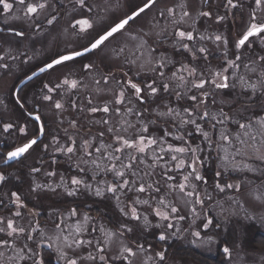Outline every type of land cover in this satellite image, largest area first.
Listing matches in <instances>:
<instances>
[{
  "label": "rangeland",
  "instance_id": "rangeland-1",
  "mask_svg": "<svg viewBox=\"0 0 264 264\" xmlns=\"http://www.w3.org/2000/svg\"><path fill=\"white\" fill-rule=\"evenodd\" d=\"M33 1L34 0H29V2ZM57 1L58 0H47L49 7L35 15L32 19L26 17L24 11L19 8L18 4L15 5L16 8L8 13L0 11V26L9 30L0 32V57H3V59H0V64L7 65V68H0V101H4V104H0V116L17 128L22 123L27 126L28 124L36 125L31 115L35 114V111H38L40 116L37 115L40 119L47 125L48 122L50 123L51 131L56 135L51 138L53 142L47 143L46 140H44L42 146H33V148L29 150L30 152L25 156L27 163L35 161L40 164L39 166L41 167H43L46 160H48L45 164L46 169L49 167V161L56 162V159L52 156L65 160L69 158L68 161L71 164L86 172L89 170L90 163L98 161L100 164L105 165V162L108 163V159H105V157H108L110 149L107 135L111 134L107 129L114 126L116 128H127L126 121H131L136 125V128H128L127 132L124 133L128 137L136 136L138 130L142 126H146L148 128L146 134L156 136L158 141L161 137L166 140V137L162 134L163 128L160 126L163 121L160 120L157 113H160L163 119L172 122L174 125L172 128V134L174 135L172 136L173 147H184L185 141L190 146L196 144L195 142H198L197 145L200 146V134H198L196 138L188 133L195 129V127L191 125L192 128L190 130L187 125L182 124L183 119L180 116L181 112L178 111L179 107L176 108V105H172V109L175 110L176 113H179V115H163L164 111L163 109H159L160 104L158 103H153L151 105L149 114L145 109H140L137 102L131 98L129 100V105L133 110L132 114H129V108L124 102V104L118 107L120 109L119 116L112 111L109 113L97 111L95 113H89V117L87 115L88 109H91V107H89L91 104L88 102L87 96H91L90 99L91 101L93 99L97 108H103L104 106H99L103 103L109 106L110 109L117 108L116 104L113 103V97L116 93L115 80L112 78L108 84H105L103 81L104 76L110 79L113 74L116 75L119 72L126 73V68L129 65V72L132 77H136L143 72L149 73L155 82L158 81L160 76L152 73L153 65L149 64L152 58V52L158 53V51H160V54L163 52L164 59H166L165 61L162 60L165 62L163 71L164 77L167 76L172 78V82L178 81L177 77L173 76L175 71H173L172 67H177L179 70L181 65L195 67V62H190L188 57L175 58L173 61L171 60L172 66L167 65L169 57L172 59V51L168 48L170 45L172 46L174 56L183 52L182 48L174 47V25H172L168 19L157 15L166 7H169L170 4L176 6L177 16L181 15V9L178 5L180 3L187 4L191 15L186 18L184 23L179 25V28L186 32L194 33V36L196 34H205L204 37L201 36V40L206 44L205 47L209 49L213 55L223 51L224 59L228 60L226 61L228 67H230L229 61L236 59V54H239L237 56H239L240 59L234 60L235 64L238 65L234 70L238 86V79L240 80V77L236 73L238 69L241 70L243 68L242 72L246 74L245 76L250 75L253 77L255 73L257 75L259 74L258 70H260V66L264 64V61L260 60V57L264 56V40H262L264 33L259 37L252 38L244 47L240 49L236 47L238 36L245 31L249 15L254 9L244 5V0H233L234 3L238 5L236 7L238 9L231 10V12H236V15L232 16L231 12L228 10L231 19L226 20L223 25H218L213 21H207V18L210 19L209 16H202L199 14L203 9L202 0H158L149 10L140 15L136 21L133 20L130 22L123 33L117 34V36L108 42L107 46L103 47L102 50H95L87 53L80 59L77 58L71 62L55 66L53 69L47 70L44 74L40 75V78L28 86L25 90V94H23V100H25L29 111V113H27L21 107L17 106L18 104L15 105V100L13 96H11V91H14L20 80L24 79L33 70H40L41 67L45 66L46 62H50L59 54L82 48L84 45L88 44L89 40L96 32L106 27L113 20L122 18L130 13L133 5L141 0H85L87 6L83 9L76 4V0H60L62 1L61 6L66 8V12L62 18L55 19L52 24H48V19H50L57 8ZM9 2H11V0H9ZM210 4L213 6V10L211 11L212 15H216V9L217 6L221 4V0H210ZM66 5L69 6L66 7ZM88 6L91 7V11L86 10V8L89 10ZM71 8L73 9L72 11H70ZM256 12L258 17L264 20V12L260 10H256ZM85 14L88 15L90 20L95 22L94 28L89 30V32L77 35L76 31L72 29L70 25L74 22V19H82ZM150 20L152 21L144 28L143 32L144 35L145 33L148 34L145 35L147 38L152 35L154 43L151 47H149L150 44L148 46V44L143 41L137 31L140 29L138 24ZM233 21L235 23L232 26ZM159 28V34L162 37L155 42L154 34ZM164 29H166V31H164ZM16 32H22L23 35L17 36L15 35ZM216 35L222 37L221 41L215 40ZM130 37H136V39L132 40ZM147 38L145 39L147 40ZM224 41H227V43L225 44ZM184 42L187 43L186 40ZM256 44H259L260 47H257ZM141 45H143V47H141ZM153 47H156L154 51ZM121 48L124 49L123 53L120 52ZM134 52L135 56H133ZM141 52L143 55H141ZM123 58L126 59V62L122 63ZM181 60L189 64L182 63ZM259 60L260 62L257 63ZM130 61H135V63H130ZM88 63L94 65L91 71H85L83 69V65ZM196 67L200 69L199 64H197ZM216 67V63H202L200 73L198 74L196 72L195 79L197 82L200 78L209 81L213 79L214 75L213 73L210 74V70ZM178 69L177 71L179 73L181 72L183 76L187 73L179 71ZM253 69H255V71H253ZM207 71L209 74L206 76L205 73ZM65 77L75 79L78 82L77 91L67 90V93L70 95H66V98L69 102L65 103L64 105L66 106L58 110L54 107L55 103L44 99L43 85H45L48 80L54 84H62ZM26 79L22 80L20 85H22ZM97 80L100 81L99 84L96 83ZM185 80L190 81V78H185ZM184 82L185 81H181L180 83ZM210 85L212 84L209 83L208 87L207 83L204 89L196 90L202 95L203 93L213 95L211 93L212 86ZM175 87L181 88L183 92L192 89V86L188 83L179 85V87H177L176 84H172V88ZM62 88L64 91L66 88L71 89L67 86H62ZM217 90H219L220 93L214 94L215 104L211 106L210 103L209 105L211 108L220 109L223 114L227 115V118H224L219 113L221 116L220 119H223V123L220 124V127H223L224 124H226V127L222 134H216V132H214V137L218 138L219 145L218 154H215V160H212L211 155L206 153V150L202 146L204 145L203 143L200 147L201 151H198L196 154V156L199 157L196 163L197 171L199 174L204 175L205 180L196 181L190 176L189 180L185 181L182 175H189L191 172L189 167L183 165L177 168L176 165L178 161H172L175 169L172 173V186L176 188L172 190L168 189L165 177H159L161 166L151 169L148 167L149 162L147 160H150L153 155L157 154L159 147H156L155 152L149 148L147 151V159L143 167L142 164L137 165L138 168L140 166L142 168L140 172L143 173L145 170L146 173H150L147 177L155 179V183L160 188V192L158 193L160 198L151 200L155 203L152 208L146 210L147 212L150 211L149 215L146 213V217L148 221L160 225L159 231H155L156 236L161 234L166 235V240H160L162 246L152 248L151 246L154 245L152 242V245L149 246L150 248L145 247V244L141 242L143 238L138 237V235L140 231L144 233L148 230L149 222H145L143 218L139 220L132 219L130 211H128V215H125V217H122L120 213L122 208L126 211L128 207L130 208L131 205L129 203L134 206L133 201L137 199L138 195L142 197L149 196L150 190L144 193L127 190L124 194H116L113 199L107 193H103L100 196L103 197L105 203H110V205L115 208L116 214H114L113 219H111L114 220V222L121 221L123 224L114 226L112 225L114 222L109 223L102 216L93 214V217L100 219L103 223H96L97 231L95 235L89 236L87 233L84 234L85 239L91 241V244H89L87 248L79 247L75 250L66 247V245L62 246L63 251L67 253L68 257L75 259L80 258L77 264H99V261L87 259L89 254L99 255L97 252V242L99 241V246L105 248V253L107 257H109L105 264H127V261L119 258L120 250L124 246L132 247L135 250L137 245H143L144 251L137 254L134 258V264H195L185 257L180 256L173 258L172 256L174 254L172 250L167 251V248H164V245L177 242L179 246L191 247V249L200 251L202 254L209 257H215L216 254H219L220 250L218 249L220 246L222 253L224 252V248L227 247L229 248V253L224 252L227 255L225 258L227 264H264V257L263 259L260 258L255 251L246 248V242L253 228L263 229L261 233L263 232L262 234L264 235V134H262L264 133V128H261L260 124L256 122L251 127L252 133L246 136H240L239 141L235 142V140L239 138V133L237 131L241 130H233L234 126L230 124L227 126V124L231 121V123H234L235 127H239L240 124L245 123V119H241L244 116L234 110L243 107L242 103L246 102V99L242 98V103L239 102L235 104L232 98L235 94L240 93L241 87H238L236 90L231 88L230 91L224 93L221 92L224 89ZM73 92L79 95V99H77L78 96L76 97L75 93V95H72ZM256 92L258 93V89ZM260 93H264V89L260 88ZM69 98H72V100ZM56 99H58V97L54 96L55 101ZM76 104L78 105L77 108ZM136 113H140V115L138 116ZM84 115L87 117L85 123L78 120L79 124L75 126L73 121ZM105 117L110 120L109 124L101 122L100 119H104ZM247 124L248 123L245 125ZM87 126L88 133L85 135L84 132ZM29 129L32 132L36 131L35 127ZM29 129L27 131V136L33 134ZM77 130L82 133L81 139L80 132L75 134ZM59 132L62 134L61 137ZM66 132H70V137L72 139L74 138L72 146L74 147V152L72 154L67 153L65 149L61 148L63 145L65 147L70 146L65 137ZM198 132L200 133L201 131ZM100 133H103V136H101ZM209 134L211 135L212 131H209ZM178 136L183 139H177L176 137ZM222 136H229V138L227 141H224L221 139ZM252 137H255V139L253 140ZM24 139L25 138L14 135L10 142H16V144H18ZM82 140L89 142L86 147V152L83 148L82 143L84 144V142ZM101 145H103V147H101L100 152H97L95 147ZM34 147H36V149ZM86 153H91V155H87ZM204 154H207V156H204ZM173 155H177L179 159H184L187 164L191 162L190 158L192 154L190 152L185 154L173 153ZM106 166L108 168V164L104 166L103 171L111 175L113 173L112 170L108 168V171H105ZM213 170L217 174H220L218 178H216ZM52 171L53 166L47 170L48 173ZM41 172L42 174H39ZM41 172H34V175L28 181L29 185L44 184L46 186L43 188L39 186L35 188V190L33 189L32 194L36 196L46 195L52 198H66L68 195L69 198L72 196L78 198L79 195V197L88 198L95 194L97 188L101 189L108 186L107 181H102L98 187L95 180L93 184L89 181H84L78 191H74L71 182L68 183L66 170L63 166H56L53 171L55 175L53 176L47 175L45 171ZM210 175L213 177L207 178V176ZM241 175L244 177L242 180L240 179ZM235 177H237V180ZM104 178L105 176L102 175L101 180ZM140 182L150 183L142 178L137 181V183ZM180 183L186 185L185 192L179 191L178 186ZM6 184L9 186L4 189L5 197L11 198L12 192L10 190L13 187L10 180L6 181L5 185ZM216 184L220 187H217ZM85 185H90L91 187H85ZM228 185H232V187H228ZM201 189L203 190L202 192H200ZM69 190L74 192V194L69 195ZM187 192H192L193 195L188 196ZM24 195L25 194L22 193L23 198ZM117 196L119 200H117ZM160 199L164 201L165 199L167 200L165 204L168 205V208L159 204ZM33 200L31 202L33 205L40 206V204L36 202L37 199L33 198ZM197 200L200 202L197 203ZM121 201L126 203H122ZM221 202L222 204H220ZM116 204L120 207L116 206ZM51 206H53V204L48 207ZM172 206L177 208V212L174 214L169 212ZM156 208L169 214V219L162 220L158 217L154 211ZM136 209L139 215L144 211L143 207H140V205H138ZM17 211L21 213L20 216L15 215ZM55 214L58 215V210H48L47 215L54 217L53 215ZM180 217H183V219ZM2 218L5 219V215ZM214 218L219 219V225L223 232L222 236L216 232L219 226ZM8 219L13 220L14 224L16 223L18 226H23L26 229V234H30V231H32L30 235L33 237V241L25 239L24 236H20L16 239L17 250L27 245L36 253L43 239L47 237L54 249L60 251L59 249H61V246L59 237H55L57 234L56 227L58 226L51 225V229H47L48 227H44V224L42 225L44 219L38 217L33 218L22 212L21 208L18 207H16L15 212L14 208L11 210V215ZM208 219H212L211 223L207 221ZM79 221L82 223L83 228L89 226V223L83 220V218H80ZM134 224H138V227L142 230L139 231L138 227L135 228ZM167 224H172L173 227L166 228ZM206 225H208V229L204 230V226ZM123 226L130 228L131 231H127ZM45 229H47L46 235L40 236L41 234L39 232ZM196 232L200 234L199 237L193 235V233ZM0 236H3V234L0 233ZM68 236L73 239L77 238L75 234L69 231ZM77 239L81 238L78 237ZM73 251L77 256L71 255ZM0 252L4 254L2 264H32L31 259H26L24 261L10 259L15 256V253L10 248L0 249ZM159 252L165 254V260L160 261L157 258L156 253ZM36 254L39 255L38 253ZM40 255L42 254L40 253ZM112 257L115 258L113 259ZM37 258H39V256H37ZM52 258L59 264H65V260L60 254L55 255L54 253Z\"/></svg>",
  "mask_w": 264,
  "mask_h": 264
},
{
  "label": "flooded vegetation",
  "instance_id": "flooded-vegetation-1",
  "mask_svg": "<svg viewBox=\"0 0 264 264\" xmlns=\"http://www.w3.org/2000/svg\"><path fill=\"white\" fill-rule=\"evenodd\" d=\"M202 1H203V9H202V11H207V12L210 13V16H209L210 19L207 18V21H213V22L217 23L218 25H223L226 20L231 19L230 15L228 14V10H229V12H231V10L233 11L235 9H238V8H231V7L229 8V6H227L226 0H221V4L219 6H217L216 15H212L211 11L213 10V6L210 4V0H202ZM11 2H12V0H11ZM143 2H144V0L138 1L137 4L133 5V7L130 10V13H128V14H131L132 10H134L137 6H142ZM61 4H62V1L58 0L57 4H56L57 8H56L55 12L52 14V16L50 17V19L53 16L55 17V19H60V18H62L64 16V14L66 12V8L62 7ZM244 5L250 6V7H252V9L255 7L254 4H253V0H244ZM68 6L69 5H66V7H68ZM169 7H173V5L170 4ZM14 8H16V6H14ZM19 8L21 9L20 6H19ZM72 10L73 9L71 8L70 11H72ZM86 10L89 11L87 8H86ZM231 14H232V16L236 15V12H233V13L231 12ZM157 15L160 16V13H158ZM219 17H224V19H222V20L218 19ZM137 18L138 17H136L134 20L136 21ZM179 18H180V16H177V19H179ZM82 19H89V17H88L87 14H85L82 17ZM152 20H153V18H152ZM152 20L141 22L140 24H138L140 26V29L137 30L138 33L140 34L141 38L143 39V41L145 43H147L148 46L150 44L149 47H151V45L154 43L153 37H152V35H150L149 38H147L144 35L143 30H144V28L147 25L150 24V22ZM132 21H130V22H132ZM262 21H264V20H262ZM234 23L235 22L233 21L232 26L234 25ZM228 26L231 27L230 25H228ZM3 31H9V30H7L5 28H2L0 26V32H3ZM159 32H160V28L157 29L155 34H154L155 42L160 37H162V36H160ZM192 35H193L194 39L192 41H187V43L189 44L190 48L193 49V51H195L196 58L193 59L192 53L188 52V51H185V50H183V52H180V53H178L177 55L174 56V52H173L172 46L170 45L168 48H169L170 51H172V59H171V57H169V59H168L169 61H168L167 65L172 66V61L175 58L188 57L190 59V62H195V67L194 68H195L196 72L199 74L202 63H208V64L209 63H216L217 67L215 69L210 70V74L213 73V75L215 77L216 73H218V72L222 73L223 75H227V73H228V84H229V87L225 88L223 91H221L222 93L230 91L231 88H234L236 90L238 87H241V91L238 94L240 96H242V98H245L246 99L245 101H249L248 102L249 103L248 106L255 105V103L257 101L258 102H262V104H264V93H260V88H259V85H258L259 81L257 79L258 75L256 73L253 75V77H251L250 75L245 76L246 74L242 72L243 68L241 70L238 69L236 71V73L240 77V80L238 79V84H239V86H238L237 85V79H236L235 73H234V70L237 67H228L226 65V61H228V60L224 59V57H223L224 52L222 51L221 53H217V54L213 55V53L209 49H207L205 47L206 44L201 40V36L204 37L205 34H202V35L196 34L194 36V33H192ZM255 37H257V36L250 37V40L252 38H255ZM145 38H147V40ZM238 38H239V36H238ZM247 43L248 42H246L245 45ZM244 46H242V47H244ZM256 46L260 47L259 44H256ZM200 48H203L205 51L203 53L199 52L198 49H200ZM153 49L155 50L156 47H153ZM237 55H239V54H236V57H237ZM80 58L81 57H79V59ZM162 60L163 61L166 60V59H164L163 52L161 54H160V51H158V53H156V52L153 53L152 52V58H151L152 63L151 64L153 65V69H156L155 71L153 70L152 73H155V74L159 75L158 74L159 71H164V67L162 69L157 68V65L159 63L163 62ZM234 60H237V59H232L233 62H234ZM123 62H126L125 58H123L122 63ZM181 62L189 64L188 62L183 61V60H181ZM258 62H260V60L257 61V63ZM156 63H157V65H156ZM163 63H165V62H163ZM197 64H199L200 69H198V67H196ZM176 68L172 67L173 71L176 72V77H177L178 81L172 82V78H169L167 76L160 77L159 80L156 81L155 84L153 85L154 87H157V89H158V91H157V93L155 95H151L149 90L146 87L147 84L153 82V79L151 78V75L149 73H143L142 72L140 75H138L136 77H132L130 72H129V65L126 68V73H120L119 72L116 75L115 74L111 75V78L109 79V77H108V79H109V81H111L112 78L115 80V92L116 93H118V91L121 90V89L125 91L124 102L126 103V105H127V107L129 109L131 108V106L129 105V100L132 98L133 100H135L137 102V104L140 107V109H145L149 114H150V112H149L150 111V107H151V105L153 103L160 104L159 105V109H163L164 113H167L168 109H172V105L173 106L176 105V108L179 107L178 111L181 112L180 116L182 117L183 120L188 119L187 114L184 112L185 108H196V110L198 112H203V111L206 110L209 113V117L206 118V119L197 120V123L201 126L202 130L208 132V134H209V131H212V134L211 135L209 134L210 139L209 140H205V138L203 137L202 133L201 132L199 133L198 130L196 131V126L195 125H192L193 127H195V129H193L192 131H190L188 133L192 137H196V138H197V135L200 134V146L197 145L198 142H195L196 144L191 145V147L197 148L198 151H201L200 147H201V144L203 143L204 145H202V146L206 150V153L211 155L212 160H215L216 159L215 154L216 153L218 154L219 145H218V138L214 137V132H216V134L224 133V128L226 127V124H224L223 127H220L219 123H215L216 120H220V118H221L220 114L222 115L223 112L220 109L218 110V108L217 109L211 108L209 104L211 103V106H213L215 104L214 103V94L215 93H220V92L213 85H210V86H212L211 93L213 95H211V94L207 95L206 103H202V104H199L197 106L193 101L188 99V97L191 96V95H196L198 97V99H204L205 98L201 93L197 92L196 88L192 87V89H190L187 92H183L181 88H176V87L172 88V84H176L177 87H179V85L186 84L185 82L184 83H180L181 80L179 79V77L181 76V72L179 73L177 71L178 68L177 69ZM111 69H113V68H111ZM224 69H227V71H224ZM38 70H36V71H38ZM36 71H34L33 73L32 72L29 73L24 79L28 78L29 76L34 74ZM258 71L260 72V70H258ZM44 72H42L39 75L33 77L29 81H27L25 83H22V85H20V83L24 79L19 81V83L16 85L14 91L13 90L11 91V96H13V98L15 100V103H16V104L15 103H13V104H15V105L18 104L17 106L21 107L24 111L29 113L27 104L25 103V100H23V94H25V90L28 88V86H30L31 84L36 82L40 78V75L44 74ZM208 74L209 73L207 71L205 73V75L207 76ZM139 77H150V78H142L141 79ZM184 77L185 78H190V81L192 80V77H188L187 73L184 74ZM68 79L70 81L71 80H75V79H70V78H68ZM128 80H131L132 82L137 83L138 86H140L143 89L142 95L144 96V101H145L143 104H141L140 102H138L136 100L135 94H133L134 90H132L129 87H126ZM163 83H168L169 84V90L168 91H164L163 90V88H162V84ZM46 84L49 87H53V88H55V86L57 85V84L52 83L50 80H48V82ZM188 84L191 85V83H188ZM251 84L257 85L258 93L257 92L253 93L251 91V89L248 88V86L251 85ZM45 85H43L44 96L48 95V96L51 97V99L47 100V101H52L53 103L59 102V103H61L63 105V107L66 106V105H64L65 103L69 102V100H67V98H66V95H70V94L67 93V90L77 91V89H67V88L64 91V89L61 87V88H58L55 91L49 93L47 88L44 87ZM61 85L63 86V84H61ZM208 87H209V83H208ZM74 93L75 92H73L72 95L76 94V97L78 96L77 99H79V95L77 93H75V94ZM178 93L180 94L179 96H178ZM54 96L58 97V99H56V101L54 100ZM90 97L91 96H87L88 102H89V100H91ZM114 98H115V95H114L113 99ZM69 99L72 100V98H69ZM0 104H4V101H0ZM90 104L91 105H89V107H91V108L92 107H96V104L93 102V99H92ZM235 104H237V103H235ZM120 105L121 104H119V105L116 104V107L118 108ZM242 105H244V103H242ZM99 106H105V104L103 103V104H101ZM77 107H78V105L76 104V108ZM86 107H87V104H86ZM236 110L237 109H235L234 111L236 112ZM35 112L36 113L32 114L31 116L33 118L32 120L35 121L36 125L28 124V126H27L26 124L22 123L17 128H15L10 122L5 121L0 116V172H3L5 174V177H6L5 181L0 182V218H2L5 215V220H7L10 217L11 210L14 208V212H15L16 207H17V203L15 202V197H13V196L11 198L10 197H7V198L5 197L4 189L7 188V186H9L7 184L5 185V183H6V181H9V180L11 181L12 179L13 180H17V178H15V171L18 170L17 167L22 166L24 164H25V168L26 169L28 167V165H26L27 162H26V158H25L27 153L24 156L20 157L19 159L7 160V152L13 150L16 146L22 145L24 142H26L27 140L32 139V138H35L37 140V144L36 145L42 146L44 144V140H46L47 143L53 142L51 138H53L54 135H55L53 133V131H51V126H50V123L48 121H47L48 122V125H47L41 119H39V121L34 119L35 116H38V115L40 116L38 111H35ZM30 113H32V112H30ZM89 113L91 114L93 112H91L90 109H88V111H87L88 117H89ZM158 116L160 117V120L163 121V123L160 124V126L163 128L162 134L164 135L165 130H167L168 132L172 133V128L174 127L172 122L163 119L162 115L160 113H159ZM166 116H168V115H166ZM212 117H215V120L212 119ZM245 117L246 116L241 118V119H245V123L244 124L251 122L252 125H253V124H255L257 122V115L251 116L250 118H245ZM262 118H264V114L261 115V119ZM86 119H87V117L85 115L81 116L79 119H76V120L73 121L74 125L78 126V124H79L78 120H80L81 122L83 121V123H85ZM105 119H107V118L105 117L104 119H100V120L103 123V120H105ZM235 122H237V121H235ZM6 124H11L13 127H11L8 131H4V126ZM213 124H215V128H213V126H212ZM229 124H234V123H231V121H229L227 126ZM187 126L191 130V128H192L191 124H188ZM32 127L36 128L35 132H32L29 129V128H32ZM41 127H43V129H44V132H43L42 135L40 134V128ZM20 128H24L25 129V133H21L19 131ZM117 128H122V127H117ZM28 129L33 134L27 136ZM78 132L81 133V131L77 130L75 134H77ZM82 132H83V130H82ZM86 133H88V126H87V129L85 130L84 134L87 135ZM59 134H60V137H61L62 134L60 132H59ZM122 134L125 135L124 133H122ZM14 135H16L18 137L25 138V139L23 141L19 142L18 144H16V142L15 143H11L10 142L11 138ZM143 135L145 137L157 139L156 136H150V135H148L146 133H143ZM172 136H174V135L172 134V135L166 136V143L162 145L163 148L165 149L164 152H160V150L158 148L156 155L163 156L164 159L158 161L156 163V165L154 166V168H158L159 166H161V170L159 171V177L160 176H164L165 177V179L167 181V184H168V189H170V190L176 188V187L172 186V180H168L167 179V177L168 176H172V173L175 171V169L173 167V163H172V161L170 159V157H171V155H173V153L168 152V146L169 145L172 146ZM65 137L67 138V141L69 142L70 146H73L74 138L72 139L70 137V132H66L65 133ZM81 137H82V133H81L80 139H81ZM228 138H229V136H228ZM82 141L85 142V140H82ZM107 141L109 142L110 145L113 143V133H111L110 135L109 134L107 135ZM82 145H83V148L85 149V152H86L85 145L83 143H82ZM34 148L36 149V147H34ZM61 148L65 149V151H66L67 147H65L63 145V146H61ZM97 148H100V150H101V146L95 147V149H97ZM38 149H40V148H38ZM128 151H131V150H128ZM197 152H196V154H197ZM207 154H204V156L205 155L207 156ZM111 155H112V147H110V149H109V153H108L109 159H108V163L105 162V165L108 164V168L111 169V163H116L117 168H120L121 167L120 163L117 162V161L111 160ZM116 155H121V154L118 153ZM52 157H54L56 159V162L52 161L54 166H56L61 161H62V163H64V162L68 163L67 167L69 168V170H66V178H68V183L71 182V179L73 177L79 178L83 183H84V181H89L90 183L93 184L94 180H95L96 184H97V187L100 186L102 181H104V182L107 181L108 185L109 184H115L116 181H117V178L114 176L113 173L111 175H109L108 173L103 171L105 165L100 164L98 161H96L95 163H90L89 170H88V172H86L85 170L83 171V170H80L79 168H77L76 166H73L69 161H67L65 159H58L56 156H52ZM47 161L48 160H46V162L44 163L43 167H41V166L38 167V169H40V172L41 171H45L46 174L48 173L47 172L48 168L47 169L45 168V164L47 163ZM147 161L149 163L152 162L151 159L150 160L148 159ZM124 162L127 163L126 156L124 157ZM187 165L188 164L185 161V166H187ZM142 167H143V164H142ZM32 169L33 168L30 167V166L27 169L28 170V174H29L28 175V179H30L34 175V172L32 171ZM54 169H55V167H53V171H54ZM139 169H142L141 166L139 167ZM122 170H125V169H122ZM143 170H144V168H143ZM125 171H127V170H125ZM190 171H191V169H190ZM39 174H42V172L39 173ZM214 174L216 175V178H218L220 176V174H217L216 172H214ZM102 175H104L105 178L101 180V176ZM185 175H187V174H183L182 175L183 179H184ZM200 175L205 180L204 175H202V174H200ZM211 177H213V176L212 175L207 176V178H211ZM131 178L136 180V181H138L140 178H142V179H144L146 181H149L150 183H153V188H155L157 186V184L155 183V179L148 178L147 175H146V171L145 170H144L143 173L140 172L139 176L131 177ZM86 179H88V180H86ZM18 181H20V180L18 179ZM81 185H79V186L73 185L74 191H78V189H79V187ZM39 186H41L42 188L46 187L44 184L43 185L42 184H30L31 193H32L33 189H35V188H37ZM216 186H217V184H216ZM101 189H102L103 193H107L106 191H104V189H106V187L101 188ZM10 191L12 193L15 192V193H17V195H19L20 202L24 205V207L21 208L22 212H24V213H26L28 215H31L32 212L33 213L35 212L34 209H33L32 204H31L32 200L28 198V194H25L24 198L22 197V189L21 188L13 187ZM69 191H71V190H69ZM202 191L203 190L201 189L200 192H202ZM125 192H127V189H125L123 191H118L116 194H119V193H123L124 194ZM159 192H156L154 190H150V195L149 196L142 197V196L138 195L137 199H139L140 201H143V200L147 199V200H149V203L152 205L151 207H149L148 205L143 204V203H136V205H134L137 208H138V205H140V207H143V209H144V211H142L140 215H139V212L137 211V214L140 216V219L141 218L144 219V217L146 216V213L148 215L150 214V211L147 212L146 210L153 207L155 202L151 201V200H157V199L160 198V195L158 194ZM107 194L112 199L115 198V195H113L111 193H107ZM67 197H68V195H67ZM78 197H79V195H78ZM72 198L77 199L74 196H72L70 199H72ZM90 198L98 199V200H101V201H105L103 199V197L96 196L95 194L93 196H91ZM198 199H199V197H198ZM165 201L167 202L166 199H165ZM121 202L122 203H126L124 201H121ZM222 202L220 204H222ZM129 204L131 206H130V208L128 207L127 211L125 210L126 212L130 211V209L132 207V204L131 203H129ZM116 206H119V205L116 204ZM72 209H76V215H74V216L71 215V210ZM57 210H58L57 217H51L53 221H50V220H47L46 218H43L44 221L42 222V225L44 224V227H48L47 229H51V227H50L51 225L58 226V227H56L57 234L55 235V237H59V240H60L61 249H59V250L63 251L62 246L66 245L65 244V237H67V243H69V244H71L72 241L74 240L73 238L68 236V231L70 233H72V234H75L77 236V238L79 237L85 242L84 244H82L80 246L73 245V247H71L72 250H75L76 248H79V247L87 248L89 243H87L88 240L85 239L84 234L87 233L89 236L95 235L96 231H97L96 223L99 222V223L102 224L103 222L100 219H98L96 217H93L94 213L91 212V211H88L89 209H88L87 205H79V204H76L73 201H70V203L66 207L60 208V209H57ZM114 210H115V208H114ZM120 213L122 214V217H125L124 212L121 211ZM151 215H152V213H151ZM85 217H87V219H85ZM80 218H83V220L87 221L89 223V226L86 227V228H83L82 227V223L79 221ZM211 220L212 219H208L207 221L209 222ZM148 222H149L148 230H153L154 232L155 231H159V228H160L159 224H157L155 222H152V221H148ZM35 224H37V223H35ZM47 229L39 232L41 234L40 236L46 235ZM206 229H208V225L204 226V230H206ZM53 230H55V229H53ZM31 232L32 231H30V234H31ZM159 236H156V239H157V242L160 243ZM81 239H79V240H81ZM29 241H33V238L30 239ZM41 243L42 244H40L41 246H39L38 251L36 253L39 254V255H37V256H39L38 259H41L43 261V264H46L45 261H44V257H45L46 254H50L51 256H53L54 253H55V255L60 254V251H58L57 249H54V247L52 246L49 238L45 237ZM169 244H171V243H169ZM100 247H102V246H100ZM165 247L168 249L167 245H164V248ZM148 248H150V247L148 246ZM78 251H80V250H78ZM40 253L42 255H40ZM71 255L77 256V254L74 251L72 252ZM77 261L79 262L80 258H77ZM53 262H54L53 264H59L58 262H56L54 260H53Z\"/></svg>",
  "mask_w": 264,
  "mask_h": 264
},
{
  "label": "snow or ice",
  "instance_id": "snow-or-ice-1",
  "mask_svg": "<svg viewBox=\"0 0 264 264\" xmlns=\"http://www.w3.org/2000/svg\"><path fill=\"white\" fill-rule=\"evenodd\" d=\"M157 3V0H144L142 6H137L134 10H132L131 14H126L124 17L115 19L113 20L110 24H108L106 27H103L100 31L96 32L94 36L89 40L88 44L84 45L82 48H77L71 51H66L64 53L59 54L58 56L54 57L51 62H46L44 67L40 68L41 72L53 69L55 66L65 64L67 62H71L79 57L84 56L87 53L93 52L95 50H102L103 47L107 46V43L110 42L112 39H114L117 34H122L123 31L125 30L126 26L129 25L130 21L134 20L136 17H139L142 13H145L146 10L150 9L153 5ZM227 6L231 8H236L238 5L233 2V0H226ZM18 4L21 9L24 11L26 17L29 19H32L35 15L38 13L46 10L49 5L47 3V0H34V2H29V0H12V2H9V0H0V11H3L5 13H8L13 10L14 6ZM76 4L80 8H85L87 5L85 3V0H76ZM179 8L181 9V15L180 18L177 19L176 15V6L173 7H166L164 10L160 12V16L168 19L169 22L174 25L173 28V35L175 37V43L174 47H179L182 48L185 51L191 52L193 55V59L196 58L195 51L190 48L188 43H185L184 41H192L194 39L193 35L191 32H186L184 30H181L179 28V25L181 23H184L186 21V18L190 17L191 13L188 10L187 4L186 3H180ZM254 9L249 15V20L247 22V27L245 31L239 36L237 42H236V47L237 49L241 48L242 46L245 45L246 42H249L250 37L253 36H261L262 33H264V21H262L258 15L256 10H260L261 12H264V0H254ZM89 11H91V7L88 6ZM202 16H210V13L207 11H202L199 13ZM102 19V17H101ZM218 19H224V17H219ZM53 20H55V17L53 16L51 19H48L47 23L52 24ZM94 21L90 19H74V22L71 23L70 27L76 31V34H82L89 32V30H92L94 28ZM166 31V29H164ZM15 35L17 36H22V32H16ZM145 35H148L145 33ZM130 39L135 40L136 37H130ZM222 37L217 35L215 37L216 41H221ZM262 40H264V37H262ZM226 44L227 41H224ZM143 47V45H141ZM139 50V49H137ZM154 51V49H153ZM199 52L203 53L205 50L203 48L198 49ZM120 52L123 53L124 49L121 48ZM141 55L143 53L141 52ZM133 56H135V52L133 53ZM0 59H3V57H0ZM237 60L240 59L239 56L236 57ZM261 61H264V56L260 57ZM130 63H135V61H130ZM152 61H149V64H151ZM165 66L163 62L159 63L157 65V68L162 69ZM229 66L230 67H238V65L235 64L233 61H229ZM0 68H7V65L0 64ZM94 68V65L92 63L84 64L83 69L85 71H91ZM154 71L156 69H153ZM179 71L182 72H187L188 77H192L193 79L191 81H186L185 77L181 75L179 79L181 81H185V83H191L193 88L196 89H204L205 85L207 83H211L216 89H225L229 87L228 84V76L223 75L222 73L218 72L216 73L215 77L213 79L206 80L203 78H200L199 81L195 79L196 77V70L194 67H190L187 65H181V68ZM224 71H227V69H224ZM255 71V69H253ZM159 76L164 77V72L159 71ZM173 76H176V73H173ZM257 79L259 81V87L261 89H264V64L260 66V72L257 76ZM103 81L105 84L109 83V79L107 76L103 77ZM97 84L100 83L99 80L96 81ZM63 86H67L71 89H76L78 86V82L76 80H69L67 77L64 78L62 82ZM155 84V80H153L152 83H149L146 85L147 89L149 90L151 95H155L158 91L157 87H154L153 85ZM47 88L48 92L51 93L55 91L58 88H61L62 85L58 83L55 88L49 87L47 84L44 86ZM126 87L131 88L134 90L135 98L138 102L143 104L144 101V96L142 95L143 89L138 86L137 83L132 82L131 80L127 81ZM162 88L164 91L169 90V84L168 83H163ZM248 88L251 89V91L254 93L257 91V85L251 84L248 86ZM247 90V89H246ZM180 94L178 93V96ZM208 93H203V96L205 97L204 99H198L196 95H191L188 97L191 101H193L197 106L202 103H206V97ZM45 100H50L51 97L48 95L44 96ZM125 99V91L124 90H119L118 93L115 94V98L113 103L114 104H123ZM19 102V101H18ZM89 103H91V100H89ZM75 106V105H74ZM54 107L56 109H62L63 105L59 102H56ZM91 112L95 113L97 111H103L104 113H109L110 111L115 112L117 116L120 115V109L119 108H113L110 109L109 106L105 105L103 108H97V107H92L90 109ZM132 109H128L129 114H132ZM184 112L187 114L188 119L182 120V124L188 125H195L198 131H201L203 137L205 140H209V134L206 131H203L201 126L197 123V120L200 119H206L209 117V113L205 110L203 112H198L196 108H185ZM138 116L140 113H136ZM159 115V113H158ZM163 115H179V113H176L175 110L173 109H168L167 113H164ZM224 118H227L226 114H222ZM35 120L39 121L40 117L35 116ZM212 119L215 120V117H212ZM104 124H109L110 120L105 119L103 120ZM127 128H116L110 127L107 129L108 132L113 133V143L110 145L112 147V155H111V160L117 161L120 163L121 167L117 168L116 163H111V170L114 174V176L117 178V181L115 184H109L104 191L107 193H111L113 195H116L118 191H123L125 189L130 190V191H136L139 193H144L148 190H154L156 192L160 191L159 186H156L153 188V183H146V182H140L137 183L136 180L132 179L131 177H137L140 174V169L137 167V165L144 164L147 159V151L149 148L155 152L156 147H159L160 152H164L165 149L163 148V144L166 143V140L161 137L159 141L155 138H149L145 137L143 133L148 132V128L146 126H142L139 130L136 136L134 137H128L126 135H123L122 133H126L128 128H136V125L133 124L131 121H126ZM215 123L222 124L223 119L216 120ZM258 124H260L261 128H264V118L260 119L257 121ZM213 128H215V124L212 125ZM11 127H13L11 124H6L4 126V131H8ZM239 127L241 129L245 128H250L252 127V123L249 122L247 125L245 124H240ZM19 131L21 133H25L24 128H20ZM44 132L43 127L40 128V134L42 135ZM264 134V133H262ZM101 136H103V133H100ZM172 135V133L168 132L165 130L164 136H169ZM177 139H183L182 137H176ZM222 140L227 141L228 137L227 136H222ZM254 140L255 137H252ZM74 143V141H73ZM185 146L184 147H173L171 145L168 146V152L170 153H178V154H185V153H191V162L188 163V167L191 169V172L189 175L184 176V180L187 181L189 180V177L191 176L192 179L196 181H202L204 178L198 173L197 168H196V163L199 160V157L196 156V152L198 151L197 148H193L190 145L187 144L185 141ZM37 144V140L35 138L29 139L26 142H24L20 146H16L13 150L7 152V160H14V159H19L20 157L24 156L26 153L29 152L30 149L33 148L34 145ZM89 144L88 141L84 142L85 147ZM103 147V145H101ZM131 150V151H128ZM97 152H100V148L96 149ZM66 152L69 154H72L74 152V147L69 146L66 148ZM121 154V155H116V154ZM87 155H91V153H86ZM126 156L127 158V163L124 162V157ZM105 159H109V157H105ZM164 157L160 155H153L151 157V163L148 164V167L154 168L156 163L160 160H163ZM171 161H178V164L176 165L177 168L180 166L185 165V160L184 159H179L177 155H171L170 157ZM125 169V170H122ZM170 170V169H169ZM33 172H38L40 169L38 168H33ZM105 171H108L107 166L105 167ZM49 176L55 175L53 172L47 173ZM146 175H150V173H146ZM6 177L3 172H0V182L5 181ZM168 180H172V176L167 177ZM83 182L80 179H77L76 177H73L71 179V184L79 186ZM85 187H91L90 185H85ZM179 191L180 192H185L186 185L184 183L179 184ZM217 187H220L217 185ZM228 187H232V185H228ZM35 190V189H34ZM69 195H73L74 192L69 191ZM95 194L97 196H101L103 194L102 190L97 188ZM13 197H15V202L17 203L18 208L24 207V205L20 202V197L17 195V193L13 192L11 194ZM188 196H192V192H187ZM117 200H119V197H116ZM200 201L197 200V203ZM136 203H143L151 207L152 205L149 203V200H143L140 201L139 199L133 201V205ZM160 205H164L166 208H168V205L165 204V201L163 199L159 200ZM122 212H124L125 215H128V212L125 211V209H121ZM155 214L160 217L162 220H168L169 219V214L166 212L161 211L159 208L154 209ZM169 212L174 214L177 212V208L175 206L170 207ZM131 213V218L139 220L140 216L137 214V209L135 206H132L130 209ZM16 216H20L21 213L17 211L15 213ZM71 215H76V209L71 210ZM183 219V217H180ZM87 219V217H85ZM145 222H147V217H144ZM211 223V221H209ZM125 229L127 231H131L130 228H127L126 226ZM172 224H167L166 228H172ZM0 233L3 234V236H0V249L4 248H11L13 252L15 253V256L11 257L10 259L14 260H19V261H24L26 259H31L32 264H43V261L41 259L37 258V254L32 250V248L28 247L27 245H24L23 247H20L18 250L16 248V239L20 236H24L25 239H32L33 237L30 234H26V229L23 226H18L14 224L13 220L8 219L5 220L4 218H0ZM194 236L199 237V233H193ZM166 235L161 234L159 236V239L161 241L166 240ZM85 242L83 240L79 239H74L71 244L67 243V237H65V244L66 247H73V245L80 246L84 244ZM87 243L91 244V241H88ZM100 242H97V252L99 253L98 256L89 254L87 257L88 260L91 261H99V264H105L106 260L109 259L105 253V248L99 246ZM143 245H137L136 249L134 250L132 247L124 246L120 252H119V258L121 260L127 261V264H134V258L137 256L138 253L143 252ZM225 253H229V248L225 247L224 248ZM3 252H0V264H2V258H3ZM60 256L64 258L65 264H77V259L75 258H70L68 257L67 253L64 251H60ZM157 258L160 261L165 260V254L163 252L156 253ZM113 259L115 257H112Z\"/></svg>",
  "mask_w": 264,
  "mask_h": 264
},
{
  "label": "trees",
  "instance_id": "trees-1",
  "mask_svg": "<svg viewBox=\"0 0 264 264\" xmlns=\"http://www.w3.org/2000/svg\"><path fill=\"white\" fill-rule=\"evenodd\" d=\"M233 100L235 101V103H242V96H240L239 94H235L234 96H232ZM249 101L243 102L244 105H242L243 107H239L236 108V112L239 113L242 116H246L245 118H250L251 116L257 115V121L261 119V115L264 114V104H262V102H256L255 105L252 106H248ZM246 104V105H245ZM86 121V120H85ZM233 125V130H241V131H237L239 133V138L237 140H235V142L239 141L240 136H246L250 133H252L251 127L250 128H245V129H241L240 127H235L234 124H230ZM253 126V125H252ZM69 158H66V160L68 161ZM41 162V160H40ZM26 165H28V167H32V168H38L40 164H38L35 161H31L29 163H26ZM73 165V164H72ZM54 167L52 161H49V168ZM56 166H63L65 170H69L68 163L64 162L62 163L59 162ZM55 166V167H56ZM74 166V165H73ZM18 170L15 171V178H17V180H11L10 183H12L13 187H17V188H21L22 189V193L23 194H28V198L33 200L37 199L36 202H38V204H40V206H36L33 205V209H34V213L32 212L30 216H32L33 218H46L47 220L53 221L52 220V216L51 215H47L48 214V210H57L60 208H64L66 207L70 201L75 202L76 204L79 205H87L88 206V211L93 212L94 214H98L100 216H102L107 222L109 223H113L114 220V214H116L114 208L110 205V203H105V201H101L98 199H93L90 197H78L77 199H70L68 197L66 198H52L50 196H36L33 195L31 193L30 190V185L28 184V168H25V164L22 166L17 167ZM214 172V170H213ZM244 177L243 175H241L240 179L242 180ZM18 179L20 181H18ZM235 179L237 180V177H235ZM2 195V194H1ZM3 196V195H2ZM64 199V200H61ZM34 201V200H33ZM88 201V202H87ZM51 207H48L50 205H52ZM54 217H57V215H53ZM218 217V216H217ZM112 218V219H111ZM217 224L219 225V219L215 218ZM122 225L123 223L121 221H116L114 222L112 225L117 226V225ZM135 228L138 227V224H134ZM139 231L142 230L140 227H138ZM261 230L263 229H257V228H253L251 235L248 239V241L246 242V248H248L249 250H253L257 253V255L260 256V258L263 259L264 257V235L261 233ZM144 232V231H143ZM216 232L218 234H221V236L223 235V232L219 227L217 228ZM132 236V235H131ZM133 237V236H132ZM138 237L143 238V240L141 242H143L145 244V247H148L150 245H152V242L154 243L153 246H151L152 248H156V246H162L161 242H157L156 239V235L155 232L153 230H147L144 233H139ZM134 240V239H133ZM139 242V243H141ZM138 243V244H139ZM167 251H171L174 254L172 257H185L187 259H189L191 262L195 263V264H227L225 261L226 258V254L223 252H221V246L219 247L218 250H220L219 254H216L215 257H209L206 256L204 254H202L200 251L191 249V247H183V246H179V244L176 243H171V244H167ZM50 254H46L44 257V261L46 264H53V258Z\"/></svg>",
  "mask_w": 264,
  "mask_h": 264
},
{
  "label": "water",
  "instance_id": "water-1",
  "mask_svg": "<svg viewBox=\"0 0 264 264\" xmlns=\"http://www.w3.org/2000/svg\"><path fill=\"white\" fill-rule=\"evenodd\" d=\"M40 73H42V72L39 70L37 73H35V74H33L32 76L28 77L23 83L29 81L30 79H32L33 77L39 75Z\"/></svg>",
  "mask_w": 264,
  "mask_h": 264
}]
</instances>
